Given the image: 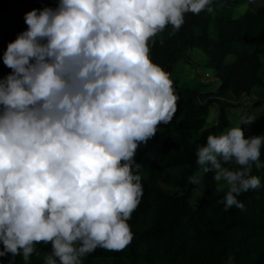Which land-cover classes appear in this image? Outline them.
Instances as JSON below:
<instances>
[{
    "label": "clouds",
    "instance_id": "clouds-1",
    "mask_svg": "<svg viewBox=\"0 0 264 264\" xmlns=\"http://www.w3.org/2000/svg\"><path fill=\"white\" fill-rule=\"evenodd\" d=\"M211 2L57 0L25 14L27 29L3 53L11 72L0 78V257L22 254L27 264L43 243L44 264H83L98 247L130 244L143 195L137 151L177 112L151 45L187 13L211 12ZM255 120L244 115L197 146L225 210H243L238 196L261 186L251 173L264 167V135L242 128Z\"/></svg>",
    "mask_w": 264,
    "mask_h": 264
},
{
    "label": "trees",
    "instance_id": "trees-1",
    "mask_svg": "<svg viewBox=\"0 0 264 264\" xmlns=\"http://www.w3.org/2000/svg\"><path fill=\"white\" fill-rule=\"evenodd\" d=\"M244 0H212L216 14V35L209 31V12L187 13L178 31L171 25L155 37L151 58L168 73L183 52L193 46L206 51L203 64L212 67L219 80L215 89L179 85L172 77L178 96L177 112L165 125V132L153 137L152 149L142 144L136 155L141 164L143 195L128 221L133 239L121 251L97 248L83 258V264H223L232 256L234 264H264V167L252 166V175L261 186L238 196L244 209L225 210L224 192L216 193L213 173L197 164V146L206 144L209 134L228 125L225 98L248 94L263 83L264 5L247 8L238 15L234 6ZM57 0H0V45L14 41L27 29L24 17L32 9L55 7ZM161 40L163 43L161 44ZM235 58L226 61V54ZM11 69L0 68V78ZM216 121L204 127L212 104ZM252 125V128L250 127ZM264 126V115L250 125H242L245 136L256 135ZM264 135V134H263ZM260 163L264 164V144ZM238 168V165H225ZM177 168L176 174L170 168ZM199 173V174H198ZM199 175V178L197 176ZM195 176L198 182H192ZM202 182L198 201L192 195ZM170 187H162L159 181ZM2 247V244H0ZM27 264H44L50 244H37ZM0 264H26L23 256L0 257Z\"/></svg>",
    "mask_w": 264,
    "mask_h": 264
},
{
    "label": "rangeland",
    "instance_id": "rangeland-1",
    "mask_svg": "<svg viewBox=\"0 0 264 264\" xmlns=\"http://www.w3.org/2000/svg\"><path fill=\"white\" fill-rule=\"evenodd\" d=\"M258 5H264V0H244L240 2L237 6H234L233 14L236 16L246 10L247 8H255ZM209 31L215 36L216 35V14L212 10L209 12ZM8 44L0 45V68L4 67L3 63V53L6 51ZM207 53L205 50L198 46H193L186 49L183 54L176 60L173 68L169 72L170 77H172L179 85H190L197 86L201 90H213L218 85V78L212 67L203 64V59L206 57ZM259 59L264 62V49L259 51ZM235 58V53L230 52L226 54L225 60L232 61ZM226 112L228 115V125L225 126L217 135L226 132L230 127L240 125V119L244 115L254 116L256 119L263 117L264 115V79L263 83L255 85L250 93L241 94L239 97H234L228 95L225 98ZM217 102L212 104L209 113L206 118L204 127L216 121L217 116ZM252 128V125L250 126ZM165 132V124H161L157 133L162 136ZM264 134V126L262 129L256 133V135ZM155 141L151 138L145 146L146 149H152ZM141 165V164H140ZM177 168H170L172 174H176ZM199 174V173H198ZM199 178V175L197 176ZM159 184L164 187H170L168 184L159 181ZM202 188V182H200L196 187L191 202L195 204L198 201V196ZM223 264H234L232 256L227 258Z\"/></svg>",
    "mask_w": 264,
    "mask_h": 264
}]
</instances>
